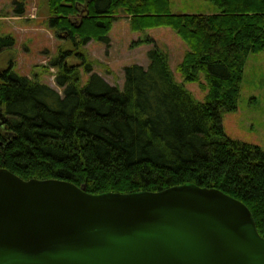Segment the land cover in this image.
<instances>
[{"label": "trees", "instance_id": "trees-1", "mask_svg": "<svg viewBox=\"0 0 264 264\" xmlns=\"http://www.w3.org/2000/svg\"><path fill=\"white\" fill-rule=\"evenodd\" d=\"M214 13H175L171 0H51L56 31L78 48L109 43L119 9L134 31L166 26L189 50L178 68L204 87L194 100L173 79L168 54L154 45L147 66H125L122 87L85 59L54 60L59 93L11 68L0 71V168L29 180H68L91 194L157 192L194 183L241 200L264 237V149L227 136L224 111L237 109L245 63L264 52V0H206ZM15 12L25 11L23 1ZM84 13L80 23L70 15ZM15 39L0 35V52ZM75 54L82 63L68 65ZM90 76L81 85L79 67Z\"/></svg>", "mask_w": 264, "mask_h": 264}, {"label": "water", "instance_id": "water-1", "mask_svg": "<svg viewBox=\"0 0 264 264\" xmlns=\"http://www.w3.org/2000/svg\"><path fill=\"white\" fill-rule=\"evenodd\" d=\"M0 264H264V237L216 187L91 194L0 168Z\"/></svg>", "mask_w": 264, "mask_h": 264}, {"label": "rangeland", "instance_id": "rangeland-1", "mask_svg": "<svg viewBox=\"0 0 264 264\" xmlns=\"http://www.w3.org/2000/svg\"><path fill=\"white\" fill-rule=\"evenodd\" d=\"M25 4L22 14L15 12L16 3ZM51 0H0V35L15 39L11 48L0 52V71L11 68L17 74L27 76L33 81L49 84L59 93L63 88L56 84L59 74L54 60L63 51L83 52L85 59L112 85L124 84V67L129 64L147 66V53L154 45L164 50L169 57V66L173 79L190 91L195 101H203L208 93L206 79L200 75L204 87L197 82L185 81L178 68L189 50L188 44L171 28L162 26L134 31L129 16L119 9L111 30L109 43L92 39L76 48L71 39L57 32L50 25L53 17ZM171 10L175 13L210 14L217 11L206 0H171ZM80 15H70L75 22ZM68 65H80L82 61L70 54L66 58ZM241 94L238 107L233 112L224 111L222 124L227 136L234 140L261 146L264 149V52L250 55L245 63ZM81 85H86L90 74L84 65L79 67Z\"/></svg>", "mask_w": 264, "mask_h": 264}]
</instances>
